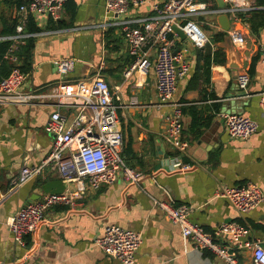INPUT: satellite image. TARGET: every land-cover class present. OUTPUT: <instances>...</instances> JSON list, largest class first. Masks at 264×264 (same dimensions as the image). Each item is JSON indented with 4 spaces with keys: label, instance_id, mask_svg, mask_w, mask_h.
Masks as SVG:
<instances>
[{
    "label": "crops",
    "instance_id": "0c3cea01",
    "mask_svg": "<svg viewBox=\"0 0 264 264\" xmlns=\"http://www.w3.org/2000/svg\"><path fill=\"white\" fill-rule=\"evenodd\" d=\"M105 1L69 0L60 19L63 28L51 27V21L55 20L50 17L30 16L41 30L28 31L29 18L26 31L36 35L14 50L17 62L7 57L9 50L5 58L10 65L22 66L24 57L17 52L32 45L31 68L25 72L27 79L21 87L25 94L37 96L57 84L90 80L98 73L113 89L120 88L121 101H116L121 105L120 124L125 137L121 155L129 166L148 176L143 188L127 185L121 178L98 189L87 187L72 206L50 208L38 231L27 234L21 245L8 226L10 217L27 203L42 198L46 194L42 186L47 181L61 177L46 167L40 176L20 187L14 188L12 183L24 166L39 165L48 156L52 139L45 126L56 107L53 101L42 97L1 105L0 264H120L95 245V239L103 235L109 224L142 234L135 264H223L212 252L195 250L154 198L191 206L190 219L206 231L213 232L225 222L237 221L250 230V240L264 238V201L251 212L241 214L227 199L217 195L224 186L247 182H253L264 192V117L259 97L264 92L260 50L264 45V25L261 26L264 19L258 17L254 24L250 20L256 10L264 12V5L259 0H249L257 9L249 11L244 19L243 45L233 44L228 32L221 40L211 39L208 45L213 53L216 50L219 54L218 62L211 65L208 80L203 73L195 78L197 54L202 49L187 38H177L174 49H187L191 65L189 74L179 80L175 96V101L183 105L182 136L189 144L188 154H183L167 139L166 116L171 105L157 106L154 71H149L143 84H137L135 77L128 80L124 77L131 58L122 32L117 28L106 32L98 28L70 30L104 20ZM163 1L149 0L140 12L148 13L152 3ZM19 9L16 0H0V33L14 23L15 17L19 22ZM215 28V35L220 36L223 30ZM45 30L58 32L39 35ZM9 35L13 34L0 36ZM58 59H73L74 70L61 74L55 65ZM245 72L251 79L249 96H245L237 81ZM134 98L138 100L136 104L132 103ZM227 112L257 120L259 131L248 139L231 136L222 116ZM183 163L196 167L180 170ZM66 188L71 190L75 184H66ZM240 259L242 264H251V250L245 249Z\"/></svg>",
    "mask_w": 264,
    "mask_h": 264
},
{
    "label": "built area",
    "instance_id": "2783aa9c",
    "mask_svg": "<svg viewBox=\"0 0 264 264\" xmlns=\"http://www.w3.org/2000/svg\"><path fill=\"white\" fill-rule=\"evenodd\" d=\"M68 1L24 0L19 9L20 19L16 33L0 36V41H12L7 57L17 62L14 50L25 43L28 37L36 35L26 31L30 16L60 20ZM148 1L106 0L104 20L97 24L74 26L70 30L79 32L98 28L106 32L110 28H117L122 32L132 58L124 71V77L127 80L135 77L137 84H143L149 71H154L157 106L171 105L166 116L167 139L175 150L188 154L189 144L182 136L183 105L175 101V96L179 80L189 74L191 65L187 49H174L180 35L173 27L182 30L195 47L204 49L211 44V38L203 29V21L194 18L226 13L230 17L229 38L233 44L241 46L246 41V32L242 28L244 19L249 11L257 7L252 6L249 0H224V7H219L216 0H165L152 3L148 13H141L140 9ZM212 25L220 28L216 20ZM57 32L45 30L39 35ZM260 50L261 61L264 63V45ZM55 65L61 74H68L74 70L75 61L58 59ZM141 77L144 79L141 80ZM26 79L27 74L20 66H14L11 73L0 81V106L25 102L31 97L53 101L56 109L45 126L46 133L52 139V147L41 164L24 166L12 184L14 188L20 187L40 176L46 167H51L58 172L64 183H74L75 188H66L60 194L46 193L42 198L27 203L10 217L8 226L15 241L21 245H24L27 234L38 231L50 208L56 205L72 206L74 199L82 195L87 187L98 189L121 178L127 185H139L143 188L148 176L129 166L121 155L125 137L120 124L121 105L116 101H121L120 88L113 89L107 79L98 73L90 80L57 84L34 96L21 91ZM237 81L245 96H249V74H240ZM259 97L264 117V92ZM137 102V98L132 99L133 104ZM222 116L233 137L248 139L260 129L259 122L245 114L227 112ZM193 167L196 165L183 163L179 168L187 171ZM217 195L227 199L241 214L251 212L264 201L263 190L253 182L224 186ZM154 202L172 223L179 225L184 237L193 243L195 250H208L223 264H242L240 254L245 249H250L251 264H264V238L250 240V230L243 224L237 221L225 222L215 231L209 232L190 219L191 206L176 205L172 201L157 198H154ZM141 243L140 232L117 224L107 225L103 235L95 239V245L120 264H135Z\"/></svg>",
    "mask_w": 264,
    "mask_h": 264
},
{
    "label": "trees",
    "instance_id": "16d2710c",
    "mask_svg": "<svg viewBox=\"0 0 264 264\" xmlns=\"http://www.w3.org/2000/svg\"><path fill=\"white\" fill-rule=\"evenodd\" d=\"M24 3V0H16V4L18 8ZM259 3L261 5H264V1L259 0ZM258 17H263L264 19V12L263 11H258L256 10L253 14V16L250 18L251 21H253L254 24V19ZM15 21L14 23L5 29L1 31L0 35H8V34H14L16 32V26L18 23V18H14ZM51 27L53 28H63L65 27L64 23L62 20L58 21H51L50 23ZM264 25V21L261 24V26ZM41 29L38 27L36 22L34 21L33 18H30V23H29V28L28 31L32 32H37L40 31ZM109 32V31H108ZM227 32H221L220 36L215 35V39L217 37L218 39L221 40L222 36L226 35ZM12 42L7 40V41H0V80L4 78V76L8 75L10 70L13 69V65L9 64V60L5 58V55L7 51L9 50ZM32 45H29L26 49L24 47H21L20 50L17 52L18 56L20 55L21 58L24 57V63L22 64L21 69L24 72H27L31 68V58L32 57V51H31ZM25 49V50H24ZM218 54L219 51H212L211 45H207L204 49L200 50L199 53L197 54V64L195 68V78L199 77L201 73H203V77H207L206 80H208L209 75H210V70H211V65L212 63L218 62ZM131 58V56H130ZM132 59V58H131ZM131 59L129 60L131 63Z\"/></svg>",
    "mask_w": 264,
    "mask_h": 264
},
{
    "label": "water",
    "instance_id": "95a60500",
    "mask_svg": "<svg viewBox=\"0 0 264 264\" xmlns=\"http://www.w3.org/2000/svg\"><path fill=\"white\" fill-rule=\"evenodd\" d=\"M218 2L219 7H224L225 6V1L224 0H216ZM216 21L220 25L221 29L225 32H228L230 29V17L226 13H222L216 16ZM176 32L179 33V35L185 40L186 35L185 33L180 30L178 27L174 26L173 27ZM231 40V39H230ZM232 42V41H231ZM66 189V184L64 181L61 180H50L47 181L43 186L42 190L45 193H51V194H60Z\"/></svg>",
    "mask_w": 264,
    "mask_h": 264
},
{
    "label": "rangeland",
    "instance_id": "374dc122",
    "mask_svg": "<svg viewBox=\"0 0 264 264\" xmlns=\"http://www.w3.org/2000/svg\"><path fill=\"white\" fill-rule=\"evenodd\" d=\"M195 20H200L203 21L204 23V30L206 31L207 35L211 38V39H215V33H216V28L212 25V22L214 21L215 17L211 14H207L204 16H197L194 18Z\"/></svg>",
    "mask_w": 264,
    "mask_h": 264
}]
</instances>
